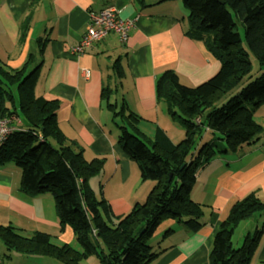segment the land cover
<instances>
[{"label":"trees","instance_id":"16d2710c","mask_svg":"<svg viewBox=\"0 0 264 264\" xmlns=\"http://www.w3.org/2000/svg\"><path fill=\"white\" fill-rule=\"evenodd\" d=\"M181 3L188 13L187 34L203 41L219 62L218 71L194 87L182 85L173 70L156 79V98L184 129V139L173 144L158 128L152 139L147 138L138 129L140 118L129 111L124 99L116 100L117 90L104 87L101 91L113 122L120 123H115L119 147L138 167L140 179L153 182L145 201L123 216H114L90 188V179L103 168V158L85 160L83 149L58 127V100L36 95L41 62L32 66L30 56L21 69L8 70L0 59V119H18L21 113L25 123L22 128L14 126L0 143V166L12 163L20 170L21 193L52 197L60 230L69 226L80 249L54 245L45 233L26 238L11 226L0 225L5 251L57 264H84L90 256L98 264H149L160 252L148 241L163 221L173 220L190 230L203 226L202 206L190 197L198 171L214 158L236 154L259 140L261 127L253 117L264 105V74L243 85L252 61L241 45L237 21L247 48L264 67V0ZM46 40L37 41L40 54ZM112 69L119 79L124 77L119 59ZM11 86L18 88L20 113ZM207 132L209 139L199 145ZM255 215L264 217V202L252 192L236 202L221 223L208 264H264L252 261L264 222L244 236L241 246L232 245L238 225Z\"/></svg>","mask_w":264,"mask_h":264},{"label":"crops","instance_id":"0c3cea01","mask_svg":"<svg viewBox=\"0 0 264 264\" xmlns=\"http://www.w3.org/2000/svg\"><path fill=\"white\" fill-rule=\"evenodd\" d=\"M105 6H114L121 18L133 22L128 41L122 44L116 35L108 34L83 54H72L70 48L84 34L89 15ZM187 15L181 0H0L4 40L24 46L35 40L39 50L38 39H47L41 54L23 52L20 65L28 56L34 65L41 62L36 95L58 100V127L83 149L85 160L103 158L102 170L89 185L114 216H123L144 202L153 182L140 179L138 167L119 147L118 130L101 91L104 87L117 90L115 97L124 99L129 111L140 118L138 129L144 135L153 136L158 128L172 143L183 140L184 129L156 98V79L173 70L182 85L194 87L219 69L206 44L187 34ZM118 59L124 72L121 79L112 69ZM253 118L261 127L256 143L214 158L197 173L190 197L202 206L203 226L190 230L173 220L163 221L153 235L160 255L149 264H208L214 236L232 206L252 192L264 202V105ZM15 126L22 128L20 122ZM209 137L210 132L204 133L199 145ZM20 176L14 164L0 166V225L11 226L26 238L45 233L52 244L74 248L73 231L67 225L60 230L52 197L21 193ZM251 219L256 223L243 224L240 235L264 222L259 215ZM168 230L171 233L163 236ZM252 261L264 262V228Z\"/></svg>","mask_w":264,"mask_h":264},{"label":"rangeland","instance_id":"374dc122","mask_svg":"<svg viewBox=\"0 0 264 264\" xmlns=\"http://www.w3.org/2000/svg\"><path fill=\"white\" fill-rule=\"evenodd\" d=\"M0 28H1V26H0ZM237 31H238V33L240 34V37H241V45H242L243 48H245L248 57L252 61V70H251V73H250V77L243 84L245 86L246 83H249V82L255 80L256 78L260 77L262 74H264V67H262V68L259 67V65L255 61L251 51L247 48V46L245 44V41H244V30H243V27L241 26V24L238 21H237ZM35 44H36L35 40H33L31 42L29 41V43H27L25 46H24L23 42L17 41L16 43H14L12 41H6V40H4L2 38V31L0 29V59H1L2 63L6 62L7 65L9 66V67H6L5 69H8V70L21 69L23 67L22 66L23 64L20 65V62L23 59V57H21L23 52L30 51V53H33L34 56H37L39 50H38V47L36 46L37 44L36 45ZM31 45H32V47H31ZM28 59H30V56H28L27 61H28ZM31 61H32V59H31ZM32 66H34V64ZM29 67H30V65H29ZM10 89H11V92L13 93V95H14V98H15V101H16V107L18 108V111H19L18 88H16L15 86L14 87L11 86ZM111 99H115V98H111ZM116 100H119V99L116 98ZM161 103H163V102H161ZM19 113H20V111H19ZM20 114H18V116H19L18 117V121L21 123V126H22V124L24 125L25 123L23 122V117ZM115 123L120 124L118 122V120H116L115 122L112 121V124H114V128L116 126ZM113 131H115V130H113ZM116 132H118V131H116ZM116 135H117V133H116ZM145 136L147 138L152 139L154 135L153 136L145 135ZM179 141H180V139H177V140H175V142H173V144H176ZM196 153H197V150H195L193 154H196ZM97 190H98V186H97ZM96 196H97V194H96ZM255 223H256V221L251 219V220L242 221L238 225V227L236 228V230L234 232V235L232 237V245H233V247H239L243 243L244 236L240 235V232H241L243 224H248V225H252L253 226ZM156 240H157V238L153 237V238H151L148 241V244L150 246L154 247L156 245V242H157ZM73 246H74L75 249H78V251H80L79 246L76 243ZM0 258L2 259L4 264H57V263H54V262L52 263L50 260L44 259V258L22 257V256H18L16 254H13V253L10 254L7 251H5V249H4V247L2 246L1 243H0ZM88 258H89V260H88L89 262H95L93 264H98L97 259L95 257L90 256ZM84 264H89V263L86 262V260H85Z\"/></svg>","mask_w":264,"mask_h":264},{"label":"built area","instance_id":"2783aa9c","mask_svg":"<svg viewBox=\"0 0 264 264\" xmlns=\"http://www.w3.org/2000/svg\"><path fill=\"white\" fill-rule=\"evenodd\" d=\"M132 29L133 22L131 20L121 18L119 10L114 6H105L98 12L89 15L84 34L77 45L70 48V52L75 55L83 54L108 34L116 35L119 42L125 44ZM18 123V119L15 117L9 120L0 119V143ZM0 264H2L1 259Z\"/></svg>","mask_w":264,"mask_h":264}]
</instances>
